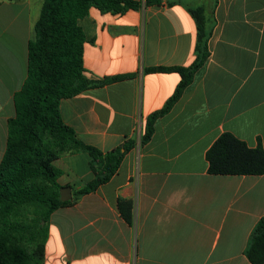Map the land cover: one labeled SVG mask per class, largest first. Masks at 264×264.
Here are the masks:
<instances>
[{
  "label": "crops",
  "instance_id": "obj_1",
  "mask_svg": "<svg viewBox=\"0 0 264 264\" xmlns=\"http://www.w3.org/2000/svg\"><path fill=\"white\" fill-rule=\"evenodd\" d=\"M182 1L125 13L91 7L80 19L86 75L132 76L62 99L63 119L102 151L126 138L136 146L108 182L52 213L45 264H253L245 249L264 216V174H211L206 152L224 132L264 147V0ZM43 2L0 0V162ZM186 4L213 9L210 55L142 145L147 117L181 80L145 68L195 58L197 25ZM55 164L72 194L94 177L86 152ZM119 199L132 201L130 224Z\"/></svg>",
  "mask_w": 264,
  "mask_h": 264
},
{
  "label": "trees",
  "instance_id": "obj_2",
  "mask_svg": "<svg viewBox=\"0 0 264 264\" xmlns=\"http://www.w3.org/2000/svg\"><path fill=\"white\" fill-rule=\"evenodd\" d=\"M162 1L44 0L28 44L27 76L14 96L15 116L8 120L6 150L0 162V264H45L52 213L108 182L125 155L136 146L134 138H126L113 149L102 151L80 139L63 119L62 99L132 76L91 79L86 75L87 37L80 19L89 14L91 7L102 12L125 13L142 4ZM185 6L197 25L195 58L187 66L145 68V72L176 71L181 80L164 106L147 117L142 145L151 139L156 120L173 108L210 55L208 41L215 24L213 9L208 10L206 5ZM79 151L89 154L94 177L74 190L72 199L64 201L63 186L58 180L62 170L55 160L64 153ZM206 159L211 174H264V147H250L231 132L222 133L214 141ZM118 206L125 221L132 223V201L119 199ZM245 255L253 264L264 263V216L253 229Z\"/></svg>",
  "mask_w": 264,
  "mask_h": 264
},
{
  "label": "water",
  "instance_id": "obj_3",
  "mask_svg": "<svg viewBox=\"0 0 264 264\" xmlns=\"http://www.w3.org/2000/svg\"><path fill=\"white\" fill-rule=\"evenodd\" d=\"M73 198L72 189L70 186H64L61 188V199L70 200Z\"/></svg>",
  "mask_w": 264,
  "mask_h": 264
}]
</instances>
